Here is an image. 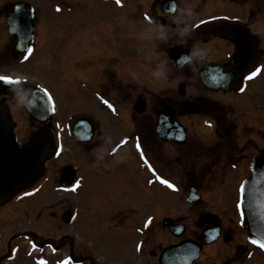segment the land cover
Masks as SVG:
<instances>
[{
    "label": "flooded vegetation",
    "instance_id": "1",
    "mask_svg": "<svg viewBox=\"0 0 264 264\" xmlns=\"http://www.w3.org/2000/svg\"><path fill=\"white\" fill-rule=\"evenodd\" d=\"M143 1L150 5L143 4ZM169 1L175 4L174 9L167 5ZM207 1L123 0L118 4L116 0H0V7L3 4L0 24L6 30L3 43L7 41L9 50L6 58L0 57V75L20 78L18 84L0 81L1 111L10 120L11 131L22 149L40 139L43 151L42 169L37 181L11 198L0 201V264H16L22 256L26 261L30 259L22 264H39L41 258L47 261L58 257L59 261L71 257L73 264H83L84 261L94 264L90 254L86 260L80 259L83 254L72 247L75 235L74 238L65 235L60 239L55 234L49 236L37 231L38 225L35 224L47 217L48 210L55 208L53 215L72 229L79 216V206L75 205L78 202L71 208L66 205V210L62 209L59 215L57 210L60 208L48 206V188L61 198H115L116 201L108 208V224L117 227L130 221L129 226L135 236V243L131 244L129 251L133 253L132 264H158L159 254L165 247L186 239L202 246L200 258L193 264H264V251L248 240L238 207L240 186L250 175V164L255 154L264 150V142L260 146V141H257L259 133L264 130V108L256 110L253 104L250 106L249 98V89L253 86H259L258 95H264V72L250 81L246 79L249 73L264 66V0H227L233 6L231 14H216L192 22L194 19L189 6H204L206 10L212 7ZM17 5L29 7L32 13L31 46L34 51L27 60L13 56L18 34L9 33L5 22L8 14L13 20L23 19L17 13ZM97 9H116L115 14L124 13L121 23L125 30H135L137 23V28L151 35L159 34L174 20L171 27L179 29L177 35L185 33V40L180 44L185 42L192 46L190 54L193 60L190 64H194L196 73L203 68L201 62L222 63L227 71L234 69L231 58L239 55L233 88L210 90L201 83L206 93L187 99L185 84V94L179 91L181 98L173 93V89L151 96L144 90L149 89L141 86L131 74V79L127 76L123 80L120 78L121 84L114 85L116 79L107 78L109 72L112 74V57L107 55L106 45L96 36L92 40L85 39L83 42L89 47L80 51L75 48V39L68 37L75 33V26L78 32L96 25L90 16ZM86 19L89 21L85 22ZM201 21L205 23L201 24ZM55 27L64 30H56ZM163 33L169 34L168 31L160 34ZM67 37L70 40L66 41ZM179 37L183 38V35ZM59 39L62 41L56 47ZM162 39L156 41L154 52L163 51L169 59L170 51L180 44ZM209 43L219 49L214 56L201 57L194 53ZM249 51L252 57L249 56L247 61H252L246 67L245 52ZM122 59L125 71L127 63L138 66L140 72L151 64L144 63L143 55L131 54ZM133 60L136 62L131 63ZM32 64L58 68L65 73L75 70L74 80L66 81L89 95L87 102L92 105L91 109L75 111V96L66 97L65 106L61 108L54 91L48 88L49 84L35 78L30 69L27 73L26 67ZM188 65L182 70L189 69ZM17 68L23 70L22 73L15 74ZM79 68L87 72V78L79 74ZM245 85L246 90L241 92ZM44 88L52 94L56 110L52 111V104L46 98L49 104L41 100L43 111L39 117L45 121H34L27 115V127L21 132L18 107L23 110V103L33 92H41L44 96ZM112 88L117 95L109 93ZM102 99L110 101L116 110L102 103ZM239 102L247 106L243 107ZM47 106H50L49 111L45 110ZM206 121H211L212 126ZM176 122L184 128L176 127ZM257 123L261 124L262 130L255 133V140L253 129ZM182 130L184 133L180 135ZM76 133H90L91 136L88 141L79 143ZM176 133V138L184 140L183 143L171 139ZM125 137H128V143L117 147ZM137 137L158 174L175 182L178 190L159 182L149 183L155 177L136 149ZM74 147L78 148L77 152ZM114 148L117 149L115 152ZM65 157L68 161H64ZM67 166L75 173L74 179H62V169ZM75 180H80L81 184L76 190H71ZM170 198L175 200L167 203ZM57 205L60 206L61 202ZM21 216L27 225L26 236L33 239L25 250L18 242L20 234L14 231L15 221ZM149 217H152V223L146 227ZM66 218H70L69 223H65ZM167 224L183 228L185 237L171 234ZM160 227L167 232L168 243L159 241ZM33 243L37 247L33 248ZM128 254L126 250L124 256L128 257Z\"/></svg>",
    "mask_w": 264,
    "mask_h": 264
},
{
    "label": "rangeland",
    "instance_id": "2",
    "mask_svg": "<svg viewBox=\"0 0 264 264\" xmlns=\"http://www.w3.org/2000/svg\"><path fill=\"white\" fill-rule=\"evenodd\" d=\"M190 1V0H187ZM207 4L212 5V7L204 9V6L195 8L194 6H189V10L191 13V18H193L194 21H197V19L200 18H206L209 16H214L216 14L221 13H232V4L229 3L227 0H208ZM150 5L149 2L143 1V4ZM3 5V4H2ZM2 5L0 8H2ZM98 11L91 14L90 18L93 19L96 25H91L86 28H83L77 32V26L73 28V34H70L68 37H72L75 39V48H79L80 51H86L89 46L86 45L83 41L86 39L92 40L93 38L98 37L103 43L106 45V51L108 52L107 55H110L112 57V74L109 72V75H107V78L110 76L112 79H116V82L114 85L121 84L120 78L123 80L126 78H130V74L133 79H137L139 84L141 86L144 85V87H147L149 90L144 89L140 86V89L143 88L145 91H147L151 96L156 94L165 93L168 92L169 89H173V93L178 97L181 98V93H179V86L180 84L186 85V98L188 99L190 96H199L201 94L206 93V90L202 86L201 82L199 81L198 73H196L194 64L188 65L187 70H177L173 68L170 60L168 59V55L164 54L163 51H159V53L155 54V45L157 40H164L169 41L176 44H180V41L185 40V33L184 34H178L177 30L179 29H173L171 27V23L174 21H170L169 25L160 30L161 32H169L163 33V34H157V35H151L152 33H147L146 30L137 28V23L135 26V30L131 31L129 29L125 30L122 27V16L124 13L115 14L117 11L114 10H107L102 11L97 9ZM242 14V11H241ZM105 15V16H104ZM84 19V18H83ZM81 19V20H83ZM89 21L88 19L85 20ZM102 22V23H98ZM80 24H83L81 22ZM79 25V24H78ZM56 28V27H55ZM131 28V27H130ZM56 30H64V28H56ZM183 31V30H181ZM64 33V31H62ZM147 34V35H146ZM167 34V35H166ZM144 35V38L141 36ZM151 35V36H150ZM183 35L182 37H179ZM6 36V30L4 28V25L0 24V57L6 58L7 57V50L6 48V42L3 43ZM66 38L67 41L69 38ZM172 37V38H171ZM6 40V39H5ZM70 40V39H69ZM99 40V41H100ZM57 46H59V43L62 41L61 39L57 40ZM55 47V49H56ZM53 49V51H55ZM218 48L209 43L207 45H204L201 47L200 50L194 52L198 56H208L216 54L218 52ZM133 54L134 56H140L143 55L144 57V63L148 62L151 63L149 67L144 66L143 71H139L138 66H132L129 63H127L128 68L126 71L124 69L125 62L122 58H125L126 56H129ZM115 58V59H113ZM150 58H153V61L150 62ZM130 62V61H129ZM136 60L131 61V63H135ZM152 65V66H151ZM88 68V67H85ZM27 73L30 69V72L34 73L35 78L43 79L48 84L49 87L54 91V94L57 97V101L61 108H64L65 102L67 101V98L74 97L75 96V111L79 110H89L91 109V104L87 102L89 99V95H86L85 92L77 89L72 85V83H69L66 80L75 78V70H69L70 72H64L62 70L57 69H51L48 66L40 65L37 67V65H30L29 67H26ZM79 74L81 76H84L85 78L88 77L87 72L82 71L81 68H79ZM87 70V69H86ZM18 68L15 70V74L22 73ZM121 71H123L121 73ZM26 73V72H24ZM31 74V73H30ZM131 79V78H130ZM136 80V81H137ZM75 83V81H73ZM126 83L125 81H123ZM115 90V89H114ZM113 88L109 91V93L114 96L117 95L114 92ZM258 91H260L259 86H253L249 89V98H250V106L253 104V107L258 110L259 108H264V95H258ZM208 93V92H207ZM66 99V100H65ZM253 99V101H251ZM258 100V101H257ZM257 101V102H256ZM241 106H247L243 105L239 102ZM259 104V105H258ZM258 106V108H257ZM19 108L20 116L18 118L20 131H24L27 127V114L24 113L22 108ZM73 110V109H70ZM263 125V124H262ZM261 124L257 123L255 124V129H253V139L257 137L255 133L261 132L262 128L260 127ZM256 140V139H255ZM257 141L260 144L261 142H264V130L263 133H259V138ZM264 144V143H263ZM261 146V145H260ZM76 147V146H75ZM74 147V148H75ZM78 148H75V152H77ZM81 151V150H80ZM256 152V150H255ZM84 158H87L86 155H84ZM68 158L65 157L64 161ZM57 163V162H56ZM54 178V176H53ZM52 178V179H53ZM47 194V205L48 206H55L58 209V215L62 211V209L67 208L66 205H68L70 208L72 204H75L78 202V204H75L79 206V209L77 208V211L79 212V216L77 218V222L75 225V228H71L69 226H65L61 218L55 217L53 215V212L56 210L55 208L52 210H48L47 217L45 219L41 220L38 225L37 231L45 232L46 235L52 236V234H55L56 237H59L60 239L63 238L61 236L69 235L70 238H74L75 235V242L74 246L75 250H78L79 254H83L80 259L86 260L88 254L91 256V260H93L94 264H132L131 262L133 259V253L129 252L131 249V244L135 243L134 239V230H132L129 226V222L123 225H118L115 227L112 224H108L110 222L109 220V206H111L112 203L116 201L115 198H107L104 196L94 197L91 196H81L79 199L74 198H66V197H58L53 195L51 190L48 188ZM175 199L170 198L167 199V203H172ZM61 202V205L58 206L57 204ZM146 203L145 201H143ZM66 210V209H65ZM56 211V212H57ZM49 215V216H48ZM191 217H193L191 215ZM14 231L18 235V242L21 243L22 248L25 250L29 244L33 241L32 238L26 236V228L27 225L25 223V219L23 216L18 217L15 221ZM191 222V221H190ZM9 235V232H8ZM160 236V242H167V232L165 229H162L161 227L158 229V234ZM185 237V235L183 236ZM64 242L70 243L69 240H65ZM66 247V246H65ZM23 250V254L25 255V252ZM128 251V257H125L124 254ZM64 254H66L64 252ZM132 256V257H131ZM61 257V256H60ZM83 257V258H82ZM131 257V259H130ZM59 257L57 258V260ZM145 259V258H144ZM30 259H27L25 256L21 257L20 261L16 264H22L23 262H29ZM48 264H54L55 259L48 258ZM83 264H89L88 261H84Z\"/></svg>",
    "mask_w": 264,
    "mask_h": 264
},
{
    "label": "water",
    "instance_id": "3",
    "mask_svg": "<svg viewBox=\"0 0 264 264\" xmlns=\"http://www.w3.org/2000/svg\"><path fill=\"white\" fill-rule=\"evenodd\" d=\"M168 2L170 8L175 7V4ZM18 14L22 15L23 19L19 21L23 23V33L27 35L31 33L30 14L21 8ZM11 15V14H10ZM15 20V19H14ZM12 17L7 16L6 21L8 29L17 30V25L14 24ZM18 41L14 47L15 57L24 54V49L28 46L31 36L22 34L17 38ZM192 46L189 43L176 46L170 53V62L176 68H182L185 64L192 60L189 55V50ZM252 57V52H245L246 67L252 60L247 61L248 57ZM231 62L235 65L234 69L226 70V65L222 63H202L203 68L199 70V76L203 85L211 89H228L235 84L237 80V67L239 63V55L235 54L231 58ZM180 92L185 94L184 85L180 86ZM45 95L40 93L30 95L24 104V110L29 114L34 121H45L40 119L39 113L43 110L40 101L43 100L46 104ZM49 107L45 110L49 111ZM0 107V201L11 198L16 192L21 191L29 184L35 182L41 174L43 151L40 139H36L27 148L21 149L19 142L15 139L13 131H11L10 120ZM81 135V136H80ZM88 134H75L78 142L88 141ZM182 141V140H181ZM183 142V141H182ZM251 176L243 182L244 191L241 193L243 199V211L245 228L248 233V239L264 240V151L255 156L251 164ZM69 167L62 169V178H73ZM68 215V213H67ZM170 231L175 235L180 236L184 231H177L168 225ZM264 250V249H262ZM201 247L193 241H183L178 245H173L165 248L160 254L159 264H192L199 256Z\"/></svg>",
    "mask_w": 264,
    "mask_h": 264
},
{
    "label": "snow or ice",
    "instance_id": "4",
    "mask_svg": "<svg viewBox=\"0 0 264 264\" xmlns=\"http://www.w3.org/2000/svg\"><path fill=\"white\" fill-rule=\"evenodd\" d=\"M116 2L118 4H122L123 0H116ZM17 8H19V5H17ZM59 10V9H58ZM150 19V18H149ZM205 23V21H201L200 22ZM14 24L17 25V30L18 31H23L24 25L22 22H20L18 19L14 20ZM34 48L32 46H27L24 49V55L23 58L25 60L29 59V57L31 56V54L33 53ZM264 72V66H260L258 67L257 70L251 72L248 74V76L246 77L247 80H252L254 78H256L260 73ZM0 81L6 82L7 84H16V83H20V78L19 77H14V76H9V75H0ZM246 90V85L244 87H241L240 91L244 92ZM42 92L45 94L46 99L52 104V111L54 112L56 110L55 108V101L54 98L52 96V94L49 92V90L47 88L42 89ZM102 103H104L106 106H109L111 110L115 111V106L108 100L106 99H102L101 100ZM206 124H208L209 126H212V122L211 121H206ZM128 143V137H125L123 140L120 141V145H118L117 147L121 146V145H126ZM136 149L138 150V152L141 155V159L143 160V162L145 163V165L149 168V170L152 172V175L155 177V180H149V183H154V182H159L162 183L164 186L172 189V190H178V185L173 182L172 180H169L168 178H165L163 176H160L157 172V170L155 169L154 165H152L151 161L149 160V158L147 157V155L144 152L143 146L139 140V138H136ZM117 149H113V151L115 152ZM57 155H59V152L56 153ZM81 184L80 180H75L72 184L71 190H76L77 188H79ZM244 191V186L241 185V193L243 194ZM27 195V194H26ZM238 207L241 210V216L244 215V211H243V199H241L240 203L238 204ZM243 223V221H241ZM152 223V217H149L148 220L146 221L145 226L147 227L148 225H150ZM251 243L254 245H257L258 247L264 249V240L262 239H252ZM33 248L37 247V245L35 243H33ZM138 247H142V245H138ZM53 251H55V249H53ZM39 264H47V261L44 260L43 258L40 259ZM57 264H73L72 262V258L71 257H67L65 259H62L60 261L57 262Z\"/></svg>",
    "mask_w": 264,
    "mask_h": 264
}]
</instances>
